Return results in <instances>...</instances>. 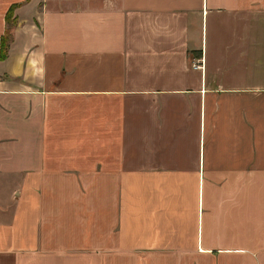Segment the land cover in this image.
<instances>
[{"label":"crops","instance_id":"obj_1","mask_svg":"<svg viewBox=\"0 0 264 264\" xmlns=\"http://www.w3.org/2000/svg\"><path fill=\"white\" fill-rule=\"evenodd\" d=\"M0 264H264V0H0Z\"/></svg>","mask_w":264,"mask_h":264},{"label":"trees","instance_id":"obj_2","mask_svg":"<svg viewBox=\"0 0 264 264\" xmlns=\"http://www.w3.org/2000/svg\"><path fill=\"white\" fill-rule=\"evenodd\" d=\"M11 14H12V8L9 7V9L6 12L7 27L5 28L3 35L0 37V60L4 58L6 55L7 45L10 39L9 28L11 27V24L13 22L11 20Z\"/></svg>","mask_w":264,"mask_h":264}]
</instances>
